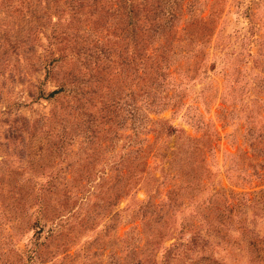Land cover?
<instances>
[{
  "label": "rangeland",
  "instance_id": "374dc122",
  "mask_svg": "<svg viewBox=\"0 0 264 264\" xmlns=\"http://www.w3.org/2000/svg\"><path fill=\"white\" fill-rule=\"evenodd\" d=\"M133 3L162 74L120 0H0V264H264V0Z\"/></svg>",
  "mask_w": 264,
  "mask_h": 264
},
{
  "label": "trees",
  "instance_id": "16d2710c",
  "mask_svg": "<svg viewBox=\"0 0 264 264\" xmlns=\"http://www.w3.org/2000/svg\"><path fill=\"white\" fill-rule=\"evenodd\" d=\"M119 5H121L122 8H126V10L122 13L123 17L121 21L117 23L118 25L115 24L114 25L115 27L112 30L114 34L118 32V34L120 35L119 42L117 44L119 48H118V53L116 55V57L119 60V63L128 67L130 66L129 68H131L133 71H136L138 68H141V70L142 71L144 70L145 72H149L150 70H153L157 75L162 74V67L159 63L160 62H162V64L164 63L165 55L162 52H157V55H160L161 59L153 62L151 61V58L155 56L154 55L155 51H157L160 48L159 46L160 42H158V38L157 36H155V34L157 33L156 28L159 25V23L158 25H156L157 24L156 20L157 17L159 16L158 7L155 6L153 10H151V15H148L147 14L148 10H146L145 13L141 12L140 10H136L133 0H120ZM168 14H170V12ZM172 16L173 14L171 12V15L169 17L171 18ZM144 21H147V26H145ZM116 28H118V30H116ZM94 43H95V47H93V44L91 45L82 44V46H79L76 50L77 52L82 51L83 53H85L84 55L85 60L83 61V63L86 65V67H89V65L92 63V68L98 69L101 63L102 64L107 63L102 61H108V62L110 61V53L112 49L110 47L109 49L107 48L108 53H105V48H103L99 42H94ZM98 46H99V50H97ZM73 48H76V45L73 46ZM57 58L58 57H56L55 59ZM69 74L70 72H67V75ZM67 82H72V79H70L69 77L65 78L64 80L61 81L59 86L57 88L52 89L48 93V95H53L59 92L60 90H62L64 84ZM149 95L150 94H147V96ZM152 98L148 97L149 100ZM142 170H143L142 168L138 169V171H142ZM120 177L121 176H117L116 178L120 179ZM184 180L188 182L190 181V177ZM170 191L172 192L173 190L169 189L168 192ZM174 195L175 193L169 195V199L171 200L174 199ZM112 200H115V194H114V199L112 198ZM148 204L149 201L147 202V205ZM159 214L160 213H158L157 216H159ZM176 246H177L176 241H173L169 245L164 246L163 250L165 252V255H163V258H161V261L157 264H168L166 258H168L171 249L175 248Z\"/></svg>",
  "mask_w": 264,
  "mask_h": 264
}]
</instances>
